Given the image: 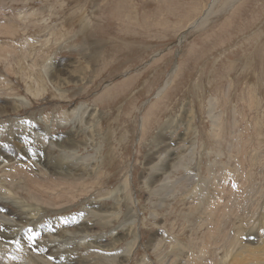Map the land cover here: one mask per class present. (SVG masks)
Wrapping results in <instances>:
<instances>
[{
	"label": "rangeland",
	"instance_id": "obj_1",
	"mask_svg": "<svg viewBox=\"0 0 264 264\" xmlns=\"http://www.w3.org/2000/svg\"><path fill=\"white\" fill-rule=\"evenodd\" d=\"M62 151L87 158L81 182ZM0 158V225L31 219L12 190L67 264H224L236 237L263 246L264 0H0ZM11 247L1 264H64Z\"/></svg>",
	"mask_w": 264,
	"mask_h": 264
},
{
	"label": "bare ground",
	"instance_id": "obj_2",
	"mask_svg": "<svg viewBox=\"0 0 264 264\" xmlns=\"http://www.w3.org/2000/svg\"><path fill=\"white\" fill-rule=\"evenodd\" d=\"M4 9V8H3ZM3 28V27H2ZM7 28V27H6ZM9 28V27H8ZM2 47V46H1ZM8 57V56H7ZM50 61V60H49ZM11 62V61H10ZM52 67H54V66H52ZM11 83V82H10ZM162 92L163 91H161L160 93H159V95H161L162 94ZM81 109V108H80ZM89 112V111H88ZM87 112L85 111L84 112V115L86 114ZM88 114V113H87ZM217 126H219V125H217ZM3 129V128H2ZM219 130H220V128H219ZM3 132V131H2ZM217 136H219V135H217ZM122 141V140H121ZM69 142V141H68ZM54 144H55V142H54ZM77 144V143H76ZM74 145V144H73ZM88 145V144H87ZM86 146V145H85ZM73 147V146H72ZM52 148H53V146H52ZM74 148H76L77 149V145H75V147ZM78 150H79V148H78ZM77 150V151H78ZM100 151V150H99ZM62 154H64V156L63 157H69V158H71L73 161H75V162H72V163H68L67 164V166H66V168L63 166L64 165V163L66 162L65 160L64 161H62V163L60 164L59 163V169H64L67 173L66 174H64L63 173V175H64V178H66V179H68V180H70V179H73V180H76L77 181V183L78 182H81V181H79L80 179L78 178L79 177V175H76V173L78 172L77 170H76V168L74 167V166H76V165H78V166H81L80 165V162H84V161H79V160H87V158L86 159H84V158H78V160H77V158L75 157V153L73 154V155H71V156H69V154H66L65 153V151H62L61 152ZM3 158V157H2ZM2 158H0V164H2ZM62 158H60V160H61ZM64 159V158H63ZM6 160V159H5ZM101 160V159H100ZM31 161V160H30ZM48 161V160H47ZM57 161V160H56ZM32 162V161H31ZM5 163V162H4ZM98 164V160L97 159H91V161L89 162V165H90V168H93V166H96ZM96 168V167H95ZM80 169V168H79ZM3 170V169H2ZM73 170H76V172L75 171H73ZM84 170H85V168H84ZM10 171V170H9ZM8 171V172H9ZM11 172V171H10ZM5 173V172H4ZM56 173V172H55ZM22 174V173H21ZM51 174V173H50ZM98 174H101V172H99ZM7 175V174H6ZM81 175H83V176H85L86 174H81ZM101 176V175H100ZM87 177V176H86ZM62 178V177H61ZM15 180V179H14ZM62 180V179H61ZM88 180V179H87ZM98 180V179H97ZM99 180H100V178H99ZM6 181V180H5ZM10 182V181H9ZM66 182V181H65ZM73 182V181H72ZM75 182V181H74ZM62 183V182H61ZM61 183H59V182H56L55 184L57 185V184H60L61 185ZM64 183V182H63ZM17 184V183H16ZM66 184V183H65ZM76 184V183H75ZM42 185V184H41ZM63 185V184H62ZM77 185V184H76ZM232 185V184H231ZM4 186H6V185H4ZM43 186V185H42ZM42 186H39V188H41ZM77 186H79V185H77ZM56 188H57V186H55ZM45 188V187H44ZM58 188H60V186L58 187ZM240 188V187H239ZM51 189V188H50ZM50 189H44V190H47V192L50 190ZM43 189H41V191H42ZM87 190V191H86ZM88 190L90 191V189L89 188H86V189H84L83 190V193H82V191H80L81 193H82V195L83 194H85V192H88ZM66 191V190H65ZM68 191V193H70V191L69 190H67ZM120 191V190H119ZM50 192V191H49ZM54 192V191H53ZM78 192V191H77ZM117 192V191H116ZM121 192V191H120ZM58 193V192H57ZM66 193V192H65ZM204 193V192H203ZM67 194V193H66ZM71 194V193H70ZM79 194V193H78ZM206 194V193H205ZM6 195H7V198H9V199H12L13 200V202L15 203L14 204V206L15 207H20V206H18V204H21L22 205V207L24 208L23 210L24 211H26L27 212V214L29 215V218H31V219H27V218H22L21 217V214H19V213H14L13 215H12V217H13V219H12V221H10V222H8V223H5V222H3V224L2 225H0L1 227H0V247H1V252H3V253H7L12 247H11V245L12 244H14V243H17L19 246H22L23 247V249L25 250V251H31L33 254H35V256L39 259V261H42L41 260V257H43L45 254H46V252L48 251V250H50L52 253H58V254H60V261H61V263H64V264H67V262H68V256H69V254H70V251L67 249V250H65V251H63L62 249H59V246L61 245V243H58V241H53L52 243H49V244H47V245H44V244H42V242L39 240L40 238H41V235H48V234H50L51 236H55L56 234H55V228L52 226V224L49 222L46 226H44L45 228H44V230H43V233H41V232H38V231H34V230H30L31 228H28V226H29V221H35L34 219H35V217H37V216H35V214H33V215H31L30 216V212H29V210L27 209L28 207H30L31 208V206H33V205H29V203L27 204V206L26 205H24V204H26V202L24 201V200H22L20 197H18V195L15 193V192H13L12 190H7L6 191ZM74 195H77V193L74 191ZM80 195V194H79ZM195 195V194H194ZM198 195V194H197ZM33 196V195H32ZM71 196H73V191H72V195ZM101 197V196H100ZM202 197V196H201ZM36 198V197H35ZM34 198V199H35ZM216 198V197H215ZM127 199V198H126ZM133 199V198H132ZM0 200L1 201H3L2 200V198H0ZM36 200V199H35ZM41 200H43V199H41ZM131 200V199H130ZM213 200V199H212ZM0 201V202H1ZM29 201V200H28ZM27 201V202H28ZM30 202V201H29ZM36 202H37V200H36ZM3 203V202H2ZM31 203H34V202H30V204ZM45 203V202H44ZM99 203V202H98ZM203 203H205V202H203ZM213 203V202H212ZM5 204H8L7 202L5 203ZM46 204V203H45ZM246 204V203H245ZM254 204V203H253ZM209 205V204H208ZM213 205V204H212ZM246 206V205H245ZM204 207V206H203ZM228 208V207H227ZM256 208V207H255ZM19 210L21 209V207L20 208H18ZM28 211H27V210ZM47 209V208H46ZM41 209H38V212L40 211ZM229 210V209H228ZM30 213V214H29ZM224 213H226V211H224ZM223 213V214H224ZM87 215H88V213H87ZM116 215V214H115ZM220 215V214H219ZM7 216H9V214H8V212L6 211V208L3 206V207H0V217H7ZM24 216V215H23ZM35 216V217H34ZM218 216V215H217ZM25 217V216H24ZM27 217V216H26ZM225 218V217H224ZM10 219V218H9ZM211 219V218H210ZM217 219H218V217H217ZM209 222V221H208ZM20 223H22V225L24 224H27V226L20 232V230L24 227V226H20L19 224ZM32 224V223H31ZM57 224V223H56ZM55 224V225H56ZM261 224V223H260ZM54 225V226H55ZM264 225V224H263ZM216 226V225H215ZM21 227V228H20ZM70 227V226H69ZM218 227V226H217ZM259 228V227H258ZM58 229H60V228H58ZM66 229V228H65ZM70 229V228H69ZM57 230V229H56ZM64 230V229H63ZM215 230V229H214ZM254 230V229H253ZM61 231V230H60ZM60 231H58V232H60ZM137 231V230H136ZM218 231V230H217ZM256 232V231H255ZM258 232H259V230H258ZM62 233V232H61ZM63 233H64V231H63ZM254 233V232H253ZM260 233H263V231L262 232H260ZM58 235L60 234V233H57ZM70 234V233H69ZM84 234V233H83ZM210 234V233H209ZM71 235V234H70ZM238 235V234H237ZM236 235V236H237ZM240 235V234H239ZM212 236V235H211ZM213 237V236H212ZM211 238V237H210ZM72 239V238H71ZM120 239V238H119ZM213 239V238H212ZM227 239V238H226ZM61 240V239H60ZM219 240V239H218ZM240 239H239V237H236V238H234V241H233V243H232V245L230 246V247H228L227 249H226V251H225V253H224V255L221 257V261L222 262H224V264H264V248H258V247H263L264 246V244H263V246H262V243H260V245L258 246V247H253V248H251V246L250 245H246V244H244V246L242 245V242H240L239 241ZM24 243V244H21V243ZM51 242V241H50ZM57 242V243H56ZM136 244V243H135ZM25 245H27L28 246V248H30V249H27L26 247H25ZM137 245V244H136ZM105 246V245H104ZM11 247V248H10ZM63 248V247H62ZM66 248H69V247H66ZM208 248V247H207ZM254 248H256L255 250H254ZM22 249V250H23ZM202 253V252H201ZM27 254V253H26ZM29 254V253H28ZM123 254V253H122ZM205 254V253H204ZM11 255H15V257H12V258H8L9 259V261L12 263V264H15V260L17 259V254L15 253V251L11 254ZM30 255V254H29ZM132 255V254H131ZM28 256V255H27ZM1 257L3 258V259H7L6 258V256H3V255H1ZM124 257V256H123ZM19 258V257H18ZM61 258L63 259V260H61ZM129 258H130V255H127V256H125V258L123 259V263H126V262H128L129 261ZM20 259V258H19ZM19 259H17V260H19ZM46 259H48V260H50L51 259V256H47L46 257ZM196 259H197V257H196ZM37 260V259H36ZM216 260V259H215ZM22 262H23V264H29V262L30 261H27V258H26V260H23L22 259ZM34 262V261H33ZM43 263L42 264H46V262L45 261H42ZM0 264H1V262H0ZM21 264V263H20ZM30 264H31V262H30Z\"/></svg>",
	"mask_w": 264,
	"mask_h": 264
},
{
	"label": "flooded vegetation",
	"instance_id": "obj_3",
	"mask_svg": "<svg viewBox=\"0 0 264 264\" xmlns=\"http://www.w3.org/2000/svg\"><path fill=\"white\" fill-rule=\"evenodd\" d=\"M44 140L48 141V135H44Z\"/></svg>",
	"mask_w": 264,
	"mask_h": 264
}]
</instances>
